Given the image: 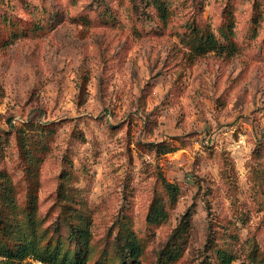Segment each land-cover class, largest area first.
<instances>
[{
    "label": "rangeland",
    "instance_id": "1",
    "mask_svg": "<svg viewBox=\"0 0 264 264\" xmlns=\"http://www.w3.org/2000/svg\"><path fill=\"white\" fill-rule=\"evenodd\" d=\"M167 6L165 23L150 0H0V168L18 205L10 222L28 231L35 195L38 229L56 237L62 184L90 222V263H120L127 219L144 246L139 264H157L175 244L169 264H221L219 248L232 264H264V0ZM230 14L238 52L191 57L187 23L209 24L224 43ZM160 175L180 186L175 205ZM157 195L168 217L149 226Z\"/></svg>",
    "mask_w": 264,
    "mask_h": 264
},
{
    "label": "trees",
    "instance_id": "2",
    "mask_svg": "<svg viewBox=\"0 0 264 264\" xmlns=\"http://www.w3.org/2000/svg\"><path fill=\"white\" fill-rule=\"evenodd\" d=\"M158 10L161 19L166 23L169 17L167 0H150ZM232 15L227 19V24L221 27V37L224 43L216 35L213 28L204 22L199 23L192 19L187 23V30L181 37V42L188 47L191 57H199L212 51L226 52L229 55L238 52V44L234 40L235 24ZM41 29V25H33V29ZM25 158L30 157L29 152H24ZM28 170V167L25 169ZM162 191L166 195L167 202L175 205L181 193L180 186L160 175ZM65 199H69L65 188L61 186L57 190V201L60 207V222L56 223V237L47 238L45 233L38 229L34 218L37 197L31 195L27 213L28 231H23L20 225L16 227L10 222L12 214L16 213L17 194L15 183L10 173L0 168V264H22L27 258H34L42 264H107L103 259H97L90 263L89 254L91 246V225L87 217L78 212V208ZM70 200V199H69ZM8 212V214H7ZM168 209L161 195L153 198L146 222L154 226L167 219ZM63 224L66 228V236L63 235ZM189 221L184 217L178 225L176 232L188 230ZM144 246L137 232L133 229L130 220H123L117 233V252L121 259L119 264H139ZM180 251L177 245L170 247L161 254L157 264H169L179 257ZM217 258L221 264H232L235 256L227 249L219 248ZM29 264V263H24Z\"/></svg>",
    "mask_w": 264,
    "mask_h": 264
}]
</instances>
